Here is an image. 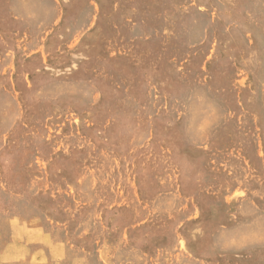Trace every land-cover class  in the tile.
I'll return each instance as SVG.
<instances>
[{
    "label": "rangeland",
    "instance_id": "374dc122",
    "mask_svg": "<svg viewBox=\"0 0 264 264\" xmlns=\"http://www.w3.org/2000/svg\"><path fill=\"white\" fill-rule=\"evenodd\" d=\"M0 264H264V0H0Z\"/></svg>",
    "mask_w": 264,
    "mask_h": 264
}]
</instances>
